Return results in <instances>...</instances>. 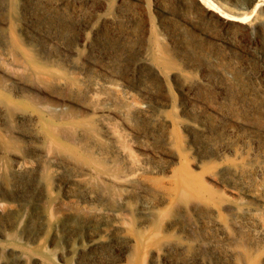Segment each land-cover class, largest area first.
<instances>
[{
	"label": "rangeland",
	"instance_id": "374dc122",
	"mask_svg": "<svg viewBox=\"0 0 264 264\" xmlns=\"http://www.w3.org/2000/svg\"><path fill=\"white\" fill-rule=\"evenodd\" d=\"M5 3L0 33L11 25L66 78L111 82L130 98L137 109L120 128L122 143L150 183L122 210L104 214L68 174L53 187L50 210L18 187L8 198L18 221L0 213V264H20L1 245L11 225L52 264H129L132 234L159 217L182 233L208 232L191 252L168 246L147 264H231L206 205L223 197L239 222L264 217V0H17L14 12ZM160 50L169 69L156 61ZM184 157L205 180L199 197L186 201L191 210L202 205L191 216L182 204L168 210L175 204L170 181Z\"/></svg>",
	"mask_w": 264,
	"mask_h": 264
},
{
	"label": "bare ground",
	"instance_id": "6f19581e",
	"mask_svg": "<svg viewBox=\"0 0 264 264\" xmlns=\"http://www.w3.org/2000/svg\"><path fill=\"white\" fill-rule=\"evenodd\" d=\"M16 1L7 0L9 11H15ZM4 32L0 33V213L18 221L20 214L14 213L13 203L8 201L18 187L37 193L40 203L50 210L53 187L66 174L71 184L84 188L99 203V213L122 210L131 193L150 183L122 143L120 128L130 126L136 106L111 82L95 87L66 78L49 59L35 52L29 37L18 35L11 25ZM156 61L165 70L172 65L162 50ZM168 122L173 127L180 123ZM184 158L176 178L173 175L170 181L175 204L171 202L168 210L182 204L185 214L191 216L202 205L194 202L191 210L188 199L199 197L205 180L193 173L190 161ZM219 199L217 202L214 197L206 206L215 211L212 222L223 236L220 243L230 263L264 264V217L257 216L247 224L239 222L231 218V209L223 206L224 198ZM45 221L50 230L53 217L47 215ZM182 231L175 224L166 225L160 217L143 223L131 236L134 247L129 264H147L149 255L157 261L168 246L189 253L204 242L208 232L205 227ZM1 236L5 251L20 264H31L34 255L42 257V264H52L34 252L29 239L20 238L17 226L11 225Z\"/></svg>",
	"mask_w": 264,
	"mask_h": 264
}]
</instances>
